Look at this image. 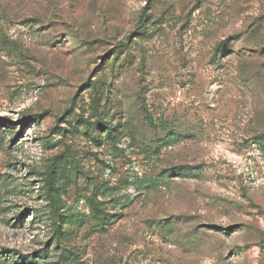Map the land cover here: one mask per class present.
I'll return each instance as SVG.
<instances>
[{"label":"rangeland","instance_id":"rangeland-1","mask_svg":"<svg viewBox=\"0 0 264 264\" xmlns=\"http://www.w3.org/2000/svg\"><path fill=\"white\" fill-rule=\"evenodd\" d=\"M148 1L0 0V264H264V0Z\"/></svg>","mask_w":264,"mask_h":264},{"label":"trees","instance_id":"trees-1","mask_svg":"<svg viewBox=\"0 0 264 264\" xmlns=\"http://www.w3.org/2000/svg\"><path fill=\"white\" fill-rule=\"evenodd\" d=\"M152 2V0H149L148 1V4H150ZM147 9L148 8H146L145 10H144V12H143V15H142V19L144 20V19H146V11H147ZM36 261H33V260H31V259H28V260H26L25 262H22V264H36L35 263Z\"/></svg>","mask_w":264,"mask_h":264}]
</instances>
